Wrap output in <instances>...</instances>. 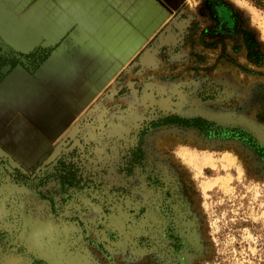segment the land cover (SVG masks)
I'll use <instances>...</instances> for the list:
<instances>
[{
    "label": "rangeland",
    "instance_id": "374dc122",
    "mask_svg": "<svg viewBox=\"0 0 264 264\" xmlns=\"http://www.w3.org/2000/svg\"><path fill=\"white\" fill-rule=\"evenodd\" d=\"M4 13L0 85L20 74L60 106L0 129V264H264V161L232 137L264 148V0H0ZM62 164L80 186H61Z\"/></svg>",
    "mask_w": 264,
    "mask_h": 264
},
{
    "label": "crops",
    "instance_id": "0c3cea01",
    "mask_svg": "<svg viewBox=\"0 0 264 264\" xmlns=\"http://www.w3.org/2000/svg\"><path fill=\"white\" fill-rule=\"evenodd\" d=\"M54 98L47 85L26 82L20 74H15L0 85V129L8 128L10 130L19 126L29 128L30 125L36 126L44 123L45 115H48L51 107L53 105L60 106ZM16 104L21 105L17 106ZM54 107L55 110H59L56 106ZM57 117H59L58 114L50 117V125H41L49 127L42 130V136L54 133L55 123L59 124Z\"/></svg>",
    "mask_w": 264,
    "mask_h": 264
},
{
    "label": "trees",
    "instance_id": "16d2710c",
    "mask_svg": "<svg viewBox=\"0 0 264 264\" xmlns=\"http://www.w3.org/2000/svg\"><path fill=\"white\" fill-rule=\"evenodd\" d=\"M173 124H176L183 128H194L199 130L200 132L204 134H209L212 132V128H214L215 124L212 122H209L203 118H191V119H183L180 117H175V122ZM236 132V131H234ZM232 137L239 138L241 140H245V143L250 146L255 153L264 161V148L259 147L254 143L252 140H247L244 135H238L234 134ZM58 173V179L60 180L61 186L65 189H72L77 188L80 186L79 176H78V170L75 168V165L72 164H62L59 169H57ZM42 198L45 200H48L53 208L56 210L57 201L54 197L51 195L44 196L42 195ZM64 201V199L62 200Z\"/></svg>",
    "mask_w": 264,
    "mask_h": 264
},
{
    "label": "bare ground",
    "instance_id": "6f19581e",
    "mask_svg": "<svg viewBox=\"0 0 264 264\" xmlns=\"http://www.w3.org/2000/svg\"><path fill=\"white\" fill-rule=\"evenodd\" d=\"M7 14L4 13L2 14V16L0 17V23L6 18ZM74 139V138H73Z\"/></svg>",
    "mask_w": 264,
    "mask_h": 264
},
{
    "label": "flooded vegetation",
    "instance_id": "af4514ba",
    "mask_svg": "<svg viewBox=\"0 0 264 264\" xmlns=\"http://www.w3.org/2000/svg\"><path fill=\"white\" fill-rule=\"evenodd\" d=\"M6 71L11 72V69L10 68H6Z\"/></svg>",
    "mask_w": 264,
    "mask_h": 264
}]
</instances>
